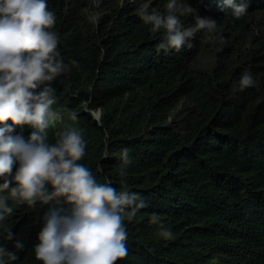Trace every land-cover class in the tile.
<instances>
[{
    "label": "trees",
    "instance_id": "obj_1",
    "mask_svg": "<svg viewBox=\"0 0 264 264\" xmlns=\"http://www.w3.org/2000/svg\"><path fill=\"white\" fill-rule=\"evenodd\" d=\"M169 2L47 0L69 68L50 84L59 118L46 129L48 142L67 128L82 130L79 163L98 182L145 201L133 221L125 219L128 255L117 264H264V0H236L248 6L240 19L224 0H177L192 9L177 13L184 29L197 16L216 22L179 52L159 50L165 30L152 31L139 14L146 7L167 15ZM245 71L255 84L241 90ZM32 131L24 125L11 135L27 140ZM124 149L131 163L121 176ZM7 203L13 212L0 221V246L18 258L6 264H42L34 245L51 205Z\"/></svg>",
    "mask_w": 264,
    "mask_h": 264
},
{
    "label": "clouds",
    "instance_id": "obj_2",
    "mask_svg": "<svg viewBox=\"0 0 264 264\" xmlns=\"http://www.w3.org/2000/svg\"><path fill=\"white\" fill-rule=\"evenodd\" d=\"M224 4L236 19L247 12L246 3L224 0ZM167 10V15H160L148 13L145 7L139 13L152 31L165 30L159 50L179 52L186 44L190 49L197 31L216 28L214 20L197 16L195 27L184 29L177 13H191L192 9L178 7L177 0H170ZM55 24L56 16L47 0H0V177H4L0 192L9 193L0 196V221L13 212L9 198L33 208L37 202L51 205L34 245L37 260L42 264H117L128 255L125 219L133 221L147 205L137 192H118L111 181L98 182L92 171L79 163L86 148L82 130L67 128L56 133L54 143L48 142L46 129L59 118L52 110L56 98L50 84L69 71L59 58ZM71 64L77 65V61ZM254 84L251 73L245 71L240 89ZM96 112L100 119L101 110L92 114ZM69 115L76 120L74 114ZM24 125L33 129L27 140L11 135ZM120 159V175L124 176L131 163L127 149L122 150ZM17 161L19 167L9 180ZM12 181L15 186H10ZM150 222L159 223L158 216L152 215ZM160 235L166 240L173 237L163 227ZM12 236L10 232L8 238ZM15 246L24 247L20 241ZM5 257L12 261L18 258L0 246V264H6Z\"/></svg>",
    "mask_w": 264,
    "mask_h": 264
},
{
    "label": "bare ground",
    "instance_id": "obj_3",
    "mask_svg": "<svg viewBox=\"0 0 264 264\" xmlns=\"http://www.w3.org/2000/svg\"><path fill=\"white\" fill-rule=\"evenodd\" d=\"M95 115L99 118V113L98 112H96Z\"/></svg>",
    "mask_w": 264,
    "mask_h": 264
},
{
    "label": "water",
    "instance_id": "obj_4",
    "mask_svg": "<svg viewBox=\"0 0 264 264\" xmlns=\"http://www.w3.org/2000/svg\"><path fill=\"white\" fill-rule=\"evenodd\" d=\"M94 118H95L96 120H99V118H98L96 115H94Z\"/></svg>",
    "mask_w": 264,
    "mask_h": 264
}]
</instances>
